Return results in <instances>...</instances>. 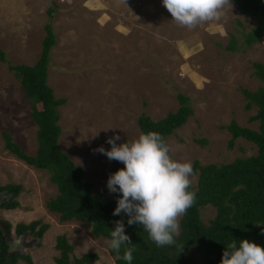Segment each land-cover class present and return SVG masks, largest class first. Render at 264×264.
<instances>
[{"label": "rangeland", "instance_id": "obj_1", "mask_svg": "<svg viewBox=\"0 0 264 264\" xmlns=\"http://www.w3.org/2000/svg\"><path fill=\"white\" fill-rule=\"evenodd\" d=\"M231 3L232 10L220 21L189 30L177 26L162 0H126V4L123 0H0V49L6 58L0 61V185L23 187L16 208L0 207L6 251L30 255L31 264H56L60 254L56 237L65 234L73 246L70 256L94 252L99 259L93 264H115L105 243L108 239L93 236L85 221L60 222L59 215L46 208V201L58 193L49 172L28 165L5 148L3 131L28 155L38 147L31 101L9 65L35 64L45 24L52 26L56 37L47 84L56 98H64L58 107V143L82 168L83 181L92 183L91 192L102 193L108 201L113 197L107 188L113 165L96 149H110L107 140L114 135L121 138L118 144L137 137L141 113L158 120L176 111L179 93L189 98L193 114L167 136L174 158L207 165L256 154V145L243 138L230 148L231 134L222 127L235 120L257 129L258 122L248 120L256 107L244 108L242 89L255 91L261 86L253 64L264 63V37L249 47L245 43V34L257 19ZM232 38L234 51L227 48ZM191 181L195 187L198 173ZM10 197L1 191L0 204ZM215 214L211 205L201 207L205 224ZM33 220L49 225L41 238L30 232L15 237L18 223ZM4 221L10 224L8 234L1 226ZM16 240L21 244L15 248ZM15 264L29 263L20 257Z\"/></svg>", "mask_w": 264, "mask_h": 264}, {"label": "trees", "instance_id": "obj_2", "mask_svg": "<svg viewBox=\"0 0 264 264\" xmlns=\"http://www.w3.org/2000/svg\"><path fill=\"white\" fill-rule=\"evenodd\" d=\"M239 12L257 19L248 33L245 34L246 45L252 46L264 37V0H231ZM49 14H52L51 10ZM45 35L39 59L33 65H9V69L19 80L26 97L31 101V117L38 126L36 138L38 147L34 155L26 154L3 131L5 148L28 165L38 169H46L50 174V181L57 187L58 193L46 201V208L59 215L60 222L73 219L85 221L95 237L110 239V232L115 228V221L123 220L125 233L130 237L134 247L132 264H220L225 247L232 242L248 239L264 247V63L253 64V74L261 82L255 91L242 89L246 110L256 107V112L249 116L250 122L257 121V129L239 125L231 120L226 126L231 134L228 146L233 147L237 138H243L256 145L255 155L239 157L228 163H209L201 165L197 160L193 162L194 173H198L197 185L189 189L196 192V202L188 209L179 221V235L175 237L173 246L157 247L148 239V234L139 224L128 225V217L121 213L113 215L120 193H113L108 201L103 199L102 193H92V183L83 181V170L77 166L62 150L58 143L60 135L58 107L64 103V98H56L53 89L47 84V68L50 50L56 43L55 33L50 24L44 26ZM227 48L235 50L232 40ZM0 61H6L5 52L0 49ZM179 107L174 112H168L158 120L141 113L137 119L141 132L156 131L165 139L175 129L181 127L193 109L189 98L181 93L177 95ZM37 104L41 109H37ZM204 144L205 140H200ZM114 173L123 168L120 162L112 160ZM23 190L20 184L0 185V192L11 195L7 202L0 204L1 208L14 209L19 202L16 197ZM211 205L216 214L208 224L201 219V207ZM7 230L10 224L5 221ZM49 225L40 220L29 223H18L15 227L17 234L33 233L41 238ZM55 247L60 251L55 257L56 264H93L99 259L97 253H84L80 257L70 256L73 246L68 242L65 234L56 237ZM122 246L119 255H123ZM5 246L0 235V264H15L17 258H22L31 264L30 255L14 254L12 260L6 257ZM110 255L114 256L115 264H127L118 258V254L108 247Z\"/></svg>", "mask_w": 264, "mask_h": 264}, {"label": "clouds", "instance_id": "obj_3", "mask_svg": "<svg viewBox=\"0 0 264 264\" xmlns=\"http://www.w3.org/2000/svg\"><path fill=\"white\" fill-rule=\"evenodd\" d=\"M126 4V0H123ZM177 26L195 29L201 24L220 21L228 10L231 0H162ZM120 136L109 137L110 149H96L110 161L124 165L111 173L107 180L110 193H120L114 216L127 215L128 225L139 224L148 239L157 247L173 246L179 235L180 218L196 202V192L191 188L194 169L191 161L173 157L172 147L165 137L156 131L140 132L137 137L117 143ZM107 246L118 258L132 264L134 247L125 233L123 220L114 222ZM232 240L222 254L220 264H264V247L242 239ZM122 246L123 255H119Z\"/></svg>", "mask_w": 264, "mask_h": 264}, {"label": "flooded vegetation", "instance_id": "obj_4", "mask_svg": "<svg viewBox=\"0 0 264 264\" xmlns=\"http://www.w3.org/2000/svg\"><path fill=\"white\" fill-rule=\"evenodd\" d=\"M1 209H4V208H1ZM1 226L3 227V226H5V229H4V232L5 233H7L8 234V230H7V226H6V224H5V221H4V223H2L1 224ZM28 232V231H27ZM26 233V232H25ZM0 235H1V238L3 239V244H4V246H5V241H4V235H3V229L0 227ZM14 235H15V237H17V238H21L22 236H24L25 234L24 233H22V234H17L16 233V231L14 230ZM10 236V235H9ZM13 237H11L10 239V241H12V244H13V239H12ZM19 244H21L18 240H16V246H15V248L16 247H18V246H20ZM15 248L13 249V250H15ZM5 251H6V249H5ZM13 252H15V253H13ZM16 252H18V251H12V253H9L8 251H6V257L8 258V260L9 259H11L12 260V256L14 255V254H19V253H16Z\"/></svg>", "mask_w": 264, "mask_h": 264}, {"label": "water", "instance_id": "obj_5", "mask_svg": "<svg viewBox=\"0 0 264 264\" xmlns=\"http://www.w3.org/2000/svg\"><path fill=\"white\" fill-rule=\"evenodd\" d=\"M23 254V253H22ZM71 264H75L73 260H71Z\"/></svg>", "mask_w": 264, "mask_h": 264}, {"label": "crops", "instance_id": "obj_6", "mask_svg": "<svg viewBox=\"0 0 264 264\" xmlns=\"http://www.w3.org/2000/svg\"><path fill=\"white\" fill-rule=\"evenodd\" d=\"M11 209H8L7 211H10ZM6 211V210H5Z\"/></svg>", "mask_w": 264, "mask_h": 264}]
</instances>
